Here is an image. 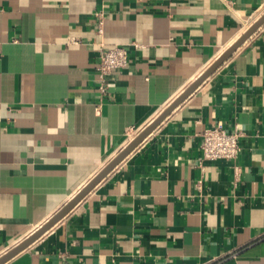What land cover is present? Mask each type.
<instances>
[{
    "label": "crops",
    "instance_id": "crops-1",
    "mask_svg": "<svg viewBox=\"0 0 264 264\" xmlns=\"http://www.w3.org/2000/svg\"><path fill=\"white\" fill-rule=\"evenodd\" d=\"M263 13L264 0H0V256ZM116 45L129 63L102 95L100 51ZM215 126L240 129L236 158H203ZM4 264H264V24Z\"/></svg>",
    "mask_w": 264,
    "mask_h": 264
},
{
    "label": "water",
    "instance_id": "water-1",
    "mask_svg": "<svg viewBox=\"0 0 264 264\" xmlns=\"http://www.w3.org/2000/svg\"><path fill=\"white\" fill-rule=\"evenodd\" d=\"M264 24V13L228 47L210 65V67L198 77L179 97H177L167 109L143 129L130 143L115 156L93 179H91L64 207L55 213L38 230L17 244L15 247L0 256V264H4L16 254L27 248L58 221L65 217L120 161H122L135 147H137L186 97H188L203 81H205L221 64L227 60L242 44Z\"/></svg>",
    "mask_w": 264,
    "mask_h": 264
},
{
    "label": "built area",
    "instance_id": "built-area-1",
    "mask_svg": "<svg viewBox=\"0 0 264 264\" xmlns=\"http://www.w3.org/2000/svg\"><path fill=\"white\" fill-rule=\"evenodd\" d=\"M98 34L104 32V16L99 13ZM129 63L128 52L125 47L116 45L113 47H104L100 51L99 62V90L105 95L108 90V75L116 69L123 68ZM240 129L228 131L221 126L206 128L202 133V153L204 159H234L241 150Z\"/></svg>",
    "mask_w": 264,
    "mask_h": 264
}]
</instances>
